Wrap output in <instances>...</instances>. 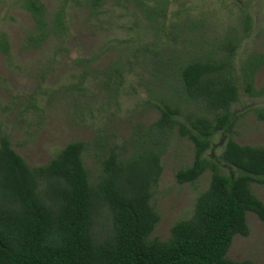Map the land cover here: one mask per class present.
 <instances>
[{
    "label": "rangeland",
    "instance_id": "obj_1",
    "mask_svg": "<svg viewBox=\"0 0 264 264\" xmlns=\"http://www.w3.org/2000/svg\"><path fill=\"white\" fill-rule=\"evenodd\" d=\"M51 31L41 41L23 0H0V134L30 166L47 163L68 143H85L83 162L97 181L116 147L135 150L164 102L186 113H203L186 96L182 65L222 59L223 42L238 40L235 70L239 99L232 133H217L206 153L225 174L237 170L220 155L231 135L241 144L264 146V0H42ZM156 10V12H155ZM62 13L63 26L52 21ZM157 18L158 20H156ZM257 58L253 90L241 66ZM193 142L173 132L162 156L163 172L151 204L160 219L149 239H168L172 225L188 218L209 186L211 171L193 183L176 174L194 160ZM264 201V184L253 182ZM248 236L236 234L227 256L264 264V224L247 212ZM111 222L103 208L94 232L102 238Z\"/></svg>",
    "mask_w": 264,
    "mask_h": 264
},
{
    "label": "trees",
    "instance_id": "obj_2",
    "mask_svg": "<svg viewBox=\"0 0 264 264\" xmlns=\"http://www.w3.org/2000/svg\"><path fill=\"white\" fill-rule=\"evenodd\" d=\"M23 1L37 39L45 40L51 27L43 1ZM52 24L63 26L61 12ZM0 48L7 52L5 39ZM223 48L222 59H193L180 68L186 96L203 113H186L182 120L180 105L164 102L134 151L111 149L95 182L83 162L84 142H70L47 163L30 166L0 134V264H252L227 253L236 234L249 235L248 211L264 224V201L252 189L253 182L264 184V146L230 135L220 158L234 174L206 156L214 136L232 133L236 122L238 40L227 38ZM258 68L257 58L241 66L250 92ZM175 130L193 142L195 153L193 163L177 171V181L193 183L207 170L211 179L192 215L175 222L168 239H149L160 219L151 204L153 189ZM103 208L111 222L99 238L94 226Z\"/></svg>",
    "mask_w": 264,
    "mask_h": 264
}]
</instances>
